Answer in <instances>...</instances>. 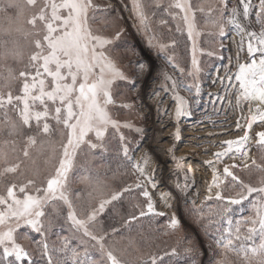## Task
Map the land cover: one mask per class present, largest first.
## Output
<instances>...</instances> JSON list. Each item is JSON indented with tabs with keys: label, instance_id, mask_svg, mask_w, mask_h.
<instances>
[{
	"label": "snow or ice",
	"instance_id": "6c2138e0",
	"mask_svg": "<svg viewBox=\"0 0 264 264\" xmlns=\"http://www.w3.org/2000/svg\"><path fill=\"white\" fill-rule=\"evenodd\" d=\"M24 9L31 10L26 23L32 31L24 36L25 40L31 37V52L19 73L11 68L23 54L19 43L0 39V61L9 68L6 79H18L15 89L0 86L7 87L0 90V128L6 136L23 137L25 158L30 148L39 146L42 151H51L52 163L47 177L39 183L34 178L5 179L16 174L18 163L6 164L0 170V264H165V257L178 256L181 243L184 254L191 255L196 251L194 242L184 236L163 254L131 258L141 251L139 242L130 235L134 224L165 213L157 210L153 198L160 185L157 169L151 167L152 156L145 151L136 158L131 142L121 131L143 134L144 130L109 113V106L116 103L113 86L117 82L135 83L110 56L108 46L120 39L122 29L117 26L106 36L92 27L106 23L112 10L98 0H23L21 14ZM130 11L147 50L172 70L158 69L143 57L135 66L136 77L154 71L163 77L161 90L173 102L175 141L181 140V119L191 118L195 109L203 107L205 96L217 114L225 104L240 110L235 123L237 138L214 145L221 150L203 162L212 169L206 202L214 201V205L205 212L190 199L195 187L191 168L173 173L174 188L183 197L184 215L211 241L208 247L214 252L213 264H264V176L255 184L246 182L236 171L241 165L227 162L241 160L242 170L255 167L264 173V163L259 162L264 161V130L252 135L254 126L264 129V0H131ZM198 14L204 17L202 23ZM172 21H177L174 30L186 33L191 42L190 65H182L177 58V41L165 38V29L173 31ZM205 34L213 38L208 41L213 45L208 50L198 46ZM204 55L220 61L206 74L198 58ZM206 86H218L219 91L206 93ZM153 96L158 97L159 92ZM160 104L157 112L161 111ZM119 106L133 107L127 102ZM169 111L164 109L165 114ZM109 128L119 139L116 155L120 163L112 179L118 175L133 179L109 189L99 176L82 175L81 182L92 188L89 198L97 202L78 209L75 200L80 196L70 190V173L78 154L94 156L97 150L102 155L108 151L105 138ZM57 132L59 139L54 138ZM253 140L260 150L259 160L249 155ZM15 142H0V154ZM141 147L137 145V149ZM167 155L176 160L173 149H168ZM160 198L166 207H172L171 192L161 193ZM125 201L129 211L121 216L120 224L98 230V218L106 211L116 212ZM241 209L250 214L234 220ZM61 220L69 226L71 236L53 231ZM63 224L59 226L63 228ZM164 228L166 235L184 232L183 222L175 214L169 216ZM50 234L56 236L54 241ZM74 238L79 244H72ZM22 241L35 244V248L26 247ZM124 241L126 245L120 247Z\"/></svg>",
	"mask_w": 264,
	"mask_h": 264
},
{
	"label": "rangeland",
	"instance_id": "374dc122",
	"mask_svg": "<svg viewBox=\"0 0 264 264\" xmlns=\"http://www.w3.org/2000/svg\"><path fill=\"white\" fill-rule=\"evenodd\" d=\"M98 2L102 5L108 6L112 11L110 15L108 16L107 22H101L98 24H93L92 27L94 30H102L103 34L106 36L112 35L116 27H120L122 29V35L120 39L127 40L129 43L128 45L131 48V59H132V65L130 69L120 64L119 60L123 59V53L128 52L125 50H120L117 48V41L115 40L111 45L108 47L111 49L110 56L111 58L130 76H132L133 80L135 81L134 84H124V82H117L113 86V97L116 101L114 106H109V113L112 115L115 119L119 121H128L132 123L135 127H140L144 130L143 134H138L134 130L129 129H121L123 134L128 138V140L131 142L132 148H133V155L136 158H139L145 151H149L150 155L152 156V163L151 167H153V163L156 165L163 164L161 166L160 170H157L156 175L157 178H159V185L160 186L159 191L153 192V198L156 203V207L158 211H162L165 213V216L167 217V221L169 216L172 214L177 215L181 218L183 225L185 224L184 220V206H183V197L176 191L174 188V183L176 181V177L173 175L174 172H184L189 169L188 163H191L195 175V187L194 191L190 195V199H195L196 201V207L199 208L202 205L209 203L211 201L206 202V194H207V188L211 183V171L210 168H207L204 165V161L212 159V154L216 151H220L221 149L218 147H214V145L221 144L224 140L220 141L218 134H226L232 137L237 138V130L235 128V123L237 119H239L241 113L240 110L237 108H231L229 109V106L227 104L223 105V110L217 112H214L212 107L207 104V96H205V105L199 109H195V114L191 118H182L179 123V128L181 130V140L177 143L172 142L174 139L172 138L173 133L176 130V126L174 123V120L171 115V107L173 106V102L170 99V95L168 93H165L161 90V83L163 81V77L160 75L159 71H154L150 75H145L141 77H136V63L139 61L142 57L150 59L154 62V66L158 69H167L168 72H171L172 70L170 68H167L164 61L162 59L156 60L155 54L152 52H149L146 48L145 44V38L137 31L136 27H130L127 24V18H129L133 24H134V18L131 14V0H98ZM195 2V0H194ZM234 2V0H233ZM9 4L15 9L14 14L5 13L3 14L6 20H9L11 25L9 27H5V30H7V34H9L10 37H15L14 42H18L19 46L22 50V57H20L15 63L19 64L24 58L23 62L27 61L28 63V56L31 52V44L30 40L31 37H29L28 40L24 39V36L26 33L31 32L32 30L26 23L27 17L31 14L30 9H24L23 13L21 14V7L23 6V0H9ZM199 16V14H198ZM199 19V18H198ZM177 23V21H175ZM171 26L175 28L173 21L171 22ZM155 27V25H154ZM205 33H207V30H205ZM184 38H187L186 33L183 34ZM207 35V34H205ZM186 36V37H185ZM9 37V38H10ZM21 37V38H20ZM205 36H201L199 38V47L204 48L205 50H208L204 44H201L203 42L202 39ZM166 39H170L171 36H166ZM238 39V37H237ZM188 41L189 48L191 47V42L188 39H185ZM229 47H232L229 45ZM117 48V49H116ZM234 51V48H233ZM177 58L180 60V63L182 65H190V59H191V52L188 56L183 53H180L179 55L176 53ZM27 57V60H26ZM202 63L203 60H206L208 62L210 59L215 61L213 65H218L220 61L215 60L212 57H208L207 55L199 56L198 57ZM244 61H247V57L245 56L243 58ZM3 64H5L4 61H1ZM204 66L205 74L208 72V70L213 66ZM24 68V67H23ZM22 69V68H21ZM20 69V70H21ZM233 71H236L235 68H233ZM176 75H179L176 73ZM5 77V83H11V80L6 79ZM18 86V79H16V84ZM129 87V88H128ZM7 88V87H6ZM6 88L2 91H6ZM219 91V87H205V92H212L216 93ZM159 92L158 97H154L153 93ZM129 93V94H128ZM182 95L184 93H181ZM130 95L131 97H128ZM130 99V101H129ZM160 100H163V104H160ZM123 102H127L132 104L131 109H122L119 105ZM160 104L161 111L157 112L156 107ZM220 105H217V109H220ZM164 109H169V114H165ZM247 115V113H244ZM161 126V129H159ZM264 130L262 128L254 126L252 135L255 137V133L257 131ZM169 131H173V133L170 135ZM190 134L191 136H189ZM91 138L94 139L93 134H89ZM55 139H59V132L55 134ZM106 143L107 148L111 151H116L119 146V139L118 134L114 132L113 129L109 128L108 134L106 135ZM189 140V141H188ZM192 140V141H190ZM194 144H193V143ZM195 145L197 148L189 153L186 154V145L189 144ZM166 144L167 146H164ZM137 145H142L140 149H137ZM25 144L24 141L21 144L20 151L14 150V147H9L8 149L3 150V154H0V170H3L4 167H2L3 164H19V168L14 176H7L8 178L21 176L22 178H34L37 180V182L43 181L50 170L51 163H52V153L50 150H40L39 146L36 148H30L29 149V156L25 158L23 156V148ZM16 147V146H15ZM20 148V146H19ZM174 150V155L176 157V160H172L167 155L168 149ZM249 155L251 157L255 158L256 151L258 149V145L253 140V142L249 145ZM99 150L96 151L95 154H98ZM163 153L166 155L163 156ZM207 153V155L205 154ZM184 158H187L185 161ZM97 160V157L94 155H85V154H78L77 160H76V167L74 170L70 173V179H69V187L72 193L79 195L80 199L76 200L77 207L83 206V203L89 202L90 206H94L96 204V200H91L88 196V193L92 191V188L86 185L85 183H82L81 180L79 181H73V174L75 170L82 164H86L88 162H95ZM80 161V162H79ZM84 161L85 163L81 162ZM177 161H182V163H177ZM200 161H203L200 163ZM237 161V160H236ZM236 161H227L228 163H236ZM248 163L250 164L251 161L249 160ZM104 167V166H103ZM102 165L98 167L97 169H103ZM191 167V166H190ZM221 169L223 165L220 166ZM237 173L244 172L245 170H242L241 168H238ZM246 172V171H245ZM127 177H124L126 180L129 178L130 182L133 179L132 176L126 175ZM14 179V178H13ZM122 181V179H120ZM119 179L116 177L113 179L112 182H105L109 189L114 188V183L118 182ZM164 192H171L172 196L174 197V200L171 201L172 207L168 208L165 206V204L162 202L160 195ZM196 193H199V195H196ZM66 211V209H64ZM46 211H50L46 210ZM158 218V217H157ZM62 222V220H61ZM188 226V225H187ZM23 231V230H21ZM63 234V233H62ZM196 237H198L197 233H193ZM35 236V234H32ZM140 239H138L139 242ZM22 243L25 244L26 247H29L30 249L35 248V244H29L27 241H22ZM201 249V255H210L211 251L208 248V246L199 239L198 241ZM126 244V241L121 242L119 244L120 247H123V245ZM159 246V245H158ZM141 247V246H140ZM151 250V251H149ZM148 252H154V248H142L141 251L134 253L133 256H140V255H146Z\"/></svg>",
	"mask_w": 264,
	"mask_h": 264
},
{
	"label": "trees",
	"instance_id": "16d2710c",
	"mask_svg": "<svg viewBox=\"0 0 264 264\" xmlns=\"http://www.w3.org/2000/svg\"><path fill=\"white\" fill-rule=\"evenodd\" d=\"M5 13H10V14H14L15 13V9L9 4V0H0V39H9L10 41H14V39H16L15 37H10L9 34L5 35V32L7 30H5V27H9L11 25V23L9 22V20H6L4 15ZM199 20L201 21V23L203 22L204 17L203 16H198ZM174 26L176 27V22L173 21ZM172 27V26H171ZM173 28V31L168 32L167 29H165V35L166 36H171L170 39H175L177 41V47H176V53L179 55L180 53H183L188 56L190 54V48L188 45V41L185 40L187 38H184V35L176 32ZM205 36L203 37V43L201 44H206L205 46L207 48L213 47V45H210L208 41H210L211 39H213L212 37L208 36V35H202ZM10 37V38H9ZM186 37V36H185ZM21 38V37H20ZM117 48L120 50H127L128 52H124L123 53V59H120L119 62L122 65L127 66L129 69L132 65V59H131V48L128 45V41L127 40H122L119 39L117 41ZM116 48V49H117ZM25 59V58H24ZM23 59V60H24ZM23 60L17 64V63H11V68L14 69V71L16 73H19L20 69L23 68L26 64L27 61L23 62ZM27 60V57H26ZM203 63L205 66L209 67L211 65H213L215 63V61H213L212 59H210L208 62H206V60H203ZM9 74V68L3 64L0 61V86L6 85L5 83V77H8ZM16 84V79H11V83H7L8 87H11L13 89H15L17 87ZM125 84V83H124ZM126 85V84H125ZM6 87L0 88V90H4ZM129 88V87H128ZM7 90V88H6ZM129 94V93H128ZM128 97H131L130 95H128ZM130 101V99H129ZM15 140V144H9L7 147H4L3 150L8 149L10 146L14 147V150L20 151L21 149V144L24 141L22 136H18V137H9L6 136L4 134V129L0 128V142L4 141V140ZM16 146V147H15ZM20 146V148H19ZM0 147H3L2 144H0ZM108 149V148H107ZM259 155H260V150L259 148L256 151V155L255 158H257L259 160ZM95 156L97 157V160H95V162H88L85 165L81 163V165L77 168V170H75L74 174H73V181L72 184L74 183V181H79L80 177L82 175H93V176H99L100 180L104 181V182H112V176H113V172L117 169L118 164L120 163V157H118L116 155V151H111L108 149V151L106 153H104L103 155L100 153L95 154ZM80 162V161H79ZM83 163H85L84 161H81ZM261 163H264V161H259ZM100 165H103V169H97L98 167H100ZM5 164L2 165V167H4ZM124 170L121 169V172H123ZM239 175L246 181V182H251L253 184H255L257 182V180L261 177L264 176V173L260 172L259 170H257L255 167H252L248 170H246V172H241L239 173ZM127 177L126 175H118L117 178L119 179L118 182L114 183V187H118L120 186V184L122 182H130L129 178H127V180L124 178ZM13 178L15 180H24L25 178H22L21 176H16V177H12V178H8L5 177V179L8 180H13ZM122 179V181L120 180ZM75 203L77 204L76 200ZM214 205V201H211L209 203H206L204 205H202L201 207H204L205 212L208 211V209L210 207H212ZM85 209H87L88 207H90L89 202L87 201V203H83V206H81ZM79 207V208H81ZM237 208H239L240 206H235ZM200 208V207H199ZM129 211L128 208V203L127 201H125V203L122 206H118L117 211L116 212H110V211H106L104 214H102L99 218H98V224H97V229H110L113 225H119L120 224V220H121V216L123 215H127ZM65 214L66 211L64 210ZM117 212L119 213V215L117 214ZM185 212V210H184ZM250 213L248 211H246L245 209H241L239 212L235 213L233 216V219H239L241 216H246L249 215ZM167 217H156L155 219H150V218H144L141 221H138L134 224L133 226V230L130 233V235H132L133 237L136 238V240H139V244L142 248L146 249V248H154V252L153 253H160L163 254L165 250H170L172 247L177 246V240L181 239L184 236H187L189 238H191L194 242L193 246L195 247L196 251L193 252L191 255H185L183 252V247L185 246L183 243H181L178 247L180 248L179 254L176 257H172L171 259H169L168 257H165V264H193V262H195V264H213V259H214V252L213 250L211 251L210 255H201V249H200V245L199 243H197L198 241V237L199 239L202 241V243L206 244L207 246L211 243V241H209L202 233V231L196 226L194 225L185 215H184V232L183 233H179L175 236H171V235H166L165 234V228H164V224L167 223ZM63 224V221H59L57 226L54 228V232L56 233H63V235H68L71 236V232L68 231L69 226L67 224H63V228H61L59 225ZM188 225V226H187ZM193 233H197L198 237H196ZM50 239L51 240H55L56 236L55 235H51L50 234ZM30 244V243H29ZM72 244L73 245H77L79 244V240L74 238L72 239ZM34 245V244H33ZM126 244L123 245V247ZM159 245V246H158ZM209 248V247H208ZM151 251V250H149ZM152 252H148L146 255H143L145 257H147L149 254H151ZM136 256H133L131 258H135Z\"/></svg>",
	"mask_w": 264,
	"mask_h": 264
},
{
	"label": "bare ground",
	"instance_id": "6f19581e",
	"mask_svg": "<svg viewBox=\"0 0 264 264\" xmlns=\"http://www.w3.org/2000/svg\"><path fill=\"white\" fill-rule=\"evenodd\" d=\"M128 20H130L129 18H127V24H128V26H130V27H133L134 26V24H133V22L131 21V23H129L128 22ZM159 129H161V126H160V128ZM169 133H170V135L173 133V131H169ZM189 136H191L190 134H188ZM219 136H221L220 138H219V140L220 141H222V140H229V139H235V137H232V136H229V135H226V134H218ZM189 141V140H188ZM190 141H192V140H190ZM172 142H175V143H177V142H179V141H172ZM193 143V142H192ZM194 144V143H193ZM193 144H189V145H186V147H187V149H186V154H189V153H191L193 150H194V148L196 149L197 147L195 146V145H193ZM164 146H167L166 144H164ZM166 154L165 153H163V156H165ZM209 160V159H208ZM203 161H200V163H202ZM236 164H239V165H241V166H243V161H241V160H237L236 161ZM159 165H161V166H163V164H158V165H156L155 163H153V167L152 168H156L157 170H160L161 169V166H159ZM185 165H188L189 166V168H191V169H193L194 167L192 166V164L191 163H188V164H185ZM191 166V167H190ZM211 170V169H210ZM158 181H159V178H158ZM160 186H163V185H161L160 184Z\"/></svg>",
	"mask_w": 264,
	"mask_h": 264
},
{
	"label": "water",
	"instance_id": "95a60500",
	"mask_svg": "<svg viewBox=\"0 0 264 264\" xmlns=\"http://www.w3.org/2000/svg\"><path fill=\"white\" fill-rule=\"evenodd\" d=\"M128 22H129V23H131V21H130V20H128Z\"/></svg>",
	"mask_w": 264,
	"mask_h": 264
}]
</instances>
